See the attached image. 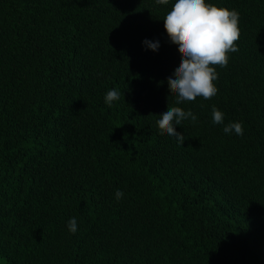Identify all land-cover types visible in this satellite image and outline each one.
<instances>
[{
    "label": "trees",
    "instance_id": "obj_1",
    "mask_svg": "<svg viewBox=\"0 0 264 264\" xmlns=\"http://www.w3.org/2000/svg\"><path fill=\"white\" fill-rule=\"evenodd\" d=\"M206 2L239 13L238 51L176 105L174 0H0V264H264V0ZM172 106L198 116L182 146Z\"/></svg>",
    "mask_w": 264,
    "mask_h": 264
},
{
    "label": "clouds",
    "instance_id": "obj_2",
    "mask_svg": "<svg viewBox=\"0 0 264 264\" xmlns=\"http://www.w3.org/2000/svg\"><path fill=\"white\" fill-rule=\"evenodd\" d=\"M155 3L167 5L169 0H155ZM162 20L169 42L178 44L182 53L181 62L167 81L175 95V104L195 101L197 97L209 100L217 95L218 88L214 81L218 79V73L215 66L226 67L229 62L228 54L238 51L235 42L240 36L239 13L235 9L219 7L206 0H174ZM142 45L153 52L160 48L158 40L145 39ZM120 95L116 89L109 90L104 97L105 104L112 107ZM211 115L214 125H224L225 135H244L242 122L225 124L224 113L214 105ZM157 116L159 130L175 138L181 146L185 135L177 132L176 126H181L184 121L198 120V116L191 109L184 110L180 106L168 107L162 115ZM123 196L122 191L115 192L117 200ZM67 229L71 234L78 231L75 217L69 219Z\"/></svg>",
    "mask_w": 264,
    "mask_h": 264
}]
</instances>
